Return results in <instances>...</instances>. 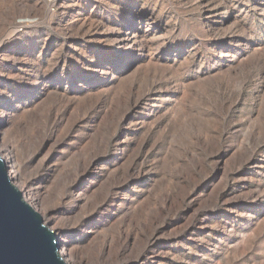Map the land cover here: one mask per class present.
<instances>
[{"label": "rangeland", "instance_id": "obj_1", "mask_svg": "<svg viewBox=\"0 0 264 264\" xmlns=\"http://www.w3.org/2000/svg\"><path fill=\"white\" fill-rule=\"evenodd\" d=\"M0 127L87 264H264V0H0Z\"/></svg>", "mask_w": 264, "mask_h": 264}, {"label": "water", "instance_id": "obj_2", "mask_svg": "<svg viewBox=\"0 0 264 264\" xmlns=\"http://www.w3.org/2000/svg\"><path fill=\"white\" fill-rule=\"evenodd\" d=\"M59 242L8 176L0 156V264H66Z\"/></svg>", "mask_w": 264, "mask_h": 264}, {"label": "bare ground", "instance_id": "obj_3", "mask_svg": "<svg viewBox=\"0 0 264 264\" xmlns=\"http://www.w3.org/2000/svg\"><path fill=\"white\" fill-rule=\"evenodd\" d=\"M130 25H131L130 20H126L125 26H127V29L129 28ZM116 44H117V46L121 45V43L119 41H117ZM2 136H4V135H3L2 128L0 127V156L2 158H4V160L7 164L8 172H9L8 176H9L11 182L13 184L14 183L16 184L17 188L22 193L23 197L26 199V201L29 203V205L32 206V208L34 210H36V207L42 208L41 212L43 211V213H42L43 215L41 214V212L40 213L38 211L37 212L41 215L44 224L47 227H49L48 225L53 226L54 225L53 223L58 222V221L55 220V218H56L54 216L55 210L50 206V201H49L50 199H48L47 196L43 193L42 184L40 182H38L37 179H35V177L33 178V175L27 174L26 170H24V168H23L24 163L18 158V150H17L18 148L10 142H5L4 140H1V138L3 139ZM75 197H76V195H75ZM76 199L78 200V198H76ZM74 200H75V198H74ZM64 205H66V203ZM54 208H55V206H54ZM60 218H62V217H60ZM66 220H67V218H66ZM63 223H64V221H63ZM53 230L57 231V234ZM51 231L54 232L55 236L58 239L59 249H60L59 253H60L61 257L64 259L66 264H87L88 263L89 260L87 262L85 261V257L87 258V255L84 258L79 257L77 252L74 251L76 248L72 249L73 247H70V244L68 243V241H64V242L60 241V239L58 237H61V233L63 232L62 227L55 225L54 229H51Z\"/></svg>", "mask_w": 264, "mask_h": 264}]
</instances>
